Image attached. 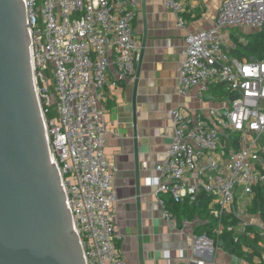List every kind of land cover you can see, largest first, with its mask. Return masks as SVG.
<instances>
[{
    "label": "built area",
    "instance_id": "obj_1",
    "mask_svg": "<svg viewBox=\"0 0 264 264\" xmlns=\"http://www.w3.org/2000/svg\"><path fill=\"white\" fill-rule=\"evenodd\" d=\"M25 0L39 94L53 155L87 264H124L111 208L116 202L103 155L104 112L99 104L108 70L118 80L134 78L139 44L134 34L137 0ZM186 0H165L174 13ZM179 22V26H181ZM264 0H221L213 26L184 40L178 94L222 85L229 105L220 110L169 112L173 138L165 162L156 164L155 196L196 205L207 198L206 213L219 221L215 237L192 236V253H212L224 232L249 250L250 238L236 196L253 197L264 182V61L239 62L224 49L222 32L261 29ZM236 96L233 101L230 98ZM228 136L225 139V136ZM236 144V145H235ZM161 202V200H160ZM165 221L175 219L165 211ZM184 227L194 226L186 220ZM216 238V239H215ZM182 263V256L180 258ZM200 264H202L200 262Z\"/></svg>",
    "mask_w": 264,
    "mask_h": 264
},
{
    "label": "crops",
    "instance_id": "obj_2",
    "mask_svg": "<svg viewBox=\"0 0 264 264\" xmlns=\"http://www.w3.org/2000/svg\"><path fill=\"white\" fill-rule=\"evenodd\" d=\"M220 3L221 0H186L183 10L176 14L165 6V0H137L134 34L140 47L135 64L136 72L139 66L138 75L118 80L114 68L108 70V85L99 104L106 128L103 155L116 196L111 214L118 237L116 248L124 264H179L181 256L186 264H264L262 243L257 249L243 244L249 243L252 235L242 240L249 250L244 253L246 256L260 254L251 260L219 246L212 253L193 255L192 236L197 227L205 224L204 214L195 213L189 221L196 225L189 227L183 225L187 219L182 218L178 226L172 216L176 225L169 226L164 216L168 212L164 195L157 198L151 183L156 178V164L166 161L172 143L174 128L169 112L180 108L185 114L203 113L229 105L223 86L215 94L211 88L216 85H209L204 91L193 88L184 96L178 94L185 37L210 29ZM260 30L234 28L222 32L229 57L235 59L230 51L237 44H248L249 36ZM246 60L255 59L239 62ZM261 156L264 165V154ZM252 199L238 194L237 208L244 212L242 219L249 226L264 231L260 216L248 212ZM206 201V197H201L196 206L205 211Z\"/></svg>",
    "mask_w": 264,
    "mask_h": 264
},
{
    "label": "water",
    "instance_id": "obj_3",
    "mask_svg": "<svg viewBox=\"0 0 264 264\" xmlns=\"http://www.w3.org/2000/svg\"><path fill=\"white\" fill-rule=\"evenodd\" d=\"M26 15L25 0H0V264H87L51 147Z\"/></svg>",
    "mask_w": 264,
    "mask_h": 264
},
{
    "label": "trees",
    "instance_id": "obj_4",
    "mask_svg": "<svg viewBox=\"0 0 264 264\" xmlns=\"http://www.w3.org/2000/svg\"><path fill=\"white\" fill-rule=\"evenodd\" d=\"M250 41L246 45L237 44V46L230 51V55L241 61L242 59H250L253 58L255 60L264 61V32L258 31L257 33L249 36ZM222 85L212 86L211 92L213 94L220 92ZM163 203L165 205V209L176 219V223L179 226L182 218L187 220L191 219L195 213L199 215L204 214L205 224L200 225L196 228L195 233L201 234L206 233L208 236L214 238V230L217 227L219 221L213 217L208 216L206 210H201V206H188L184 203L175 202L172 198L167 195L163 197ZM202 205V204H201ZM250 214H258L261 220L264 222V182L261 185L255 186L253 188V199H252V207L248 210ZM184 219V220H185ZM246 232L253 236L250 242H244L243 244H247L250 248L257 249L258 243H262L264 245V231L259 230L255 227L248 226L246 228ZM216 239V238H215ZM218 245L224 251H230L240 257L247 260H251L253 255L260 256L259 252H256L253 255L246 256L242 250L241 246L238 243H235L232 240V236L230 232H224L218 239ZM264 254V250H263Z\"/></svg>",
    "mask_w": 264,
    "mask_h": 264
},
{
    "label": "rangeland",
    "instance_id": "obj_5",
    "mask_svg": "<svg viewBox=\"0 0 264 264\" xmlns=\"http://www.w3.org/2000/svg\"><path fill=\"white\" fill-rule=\"evenodd\" d=\"M234 29V28H232ZM264 142V136L261 137L260 143L262 144Z\"/></svg>",
    "mask_w": 264,
    "mask_h": 264
}]
</instances>
